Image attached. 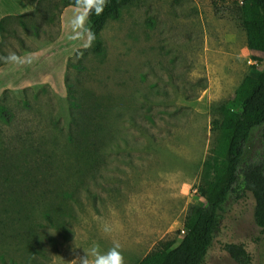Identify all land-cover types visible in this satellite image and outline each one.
Returning a JSON list of instances; mask_svg holds the SVG:
<instances>
[{
	"label": "rangeland",
	"instance_id": "rangeland-1",
	"mask_svg": "<svg viewBox=\"0 0 264 264\" xmlns=\"http://www.w3.org/2000/svg\"><path fill=\"white\" fill-rule=\"evenodd\" d=\"M48 2L0 5V57H23L0 60V264H72L114 240L137 264L177 246L190 206L206 203L213 120L264 53L248 48L236 0H136L101 30L100 53L87 4L53 16ZM249 148L264 152L261 131ZM254 208L249 191L228 200L204 264H238L225 244L241 242L264 264Z\"/></svg>",
	"mask_w": 264,
	"mask_h": 264
},
{
	"label": "trees",
	"instance_id": "trees-1",
	"mask_svg": "<svg viewBox=\"0 0 264 264\" xmlns=\"http://www.w3.org/2000/svg\"><path fill=\"white\" fill-rule=\"evenodd\" d=\"M48 1L39 0L35 11L40 12ZM135 2L108 0L100 15L94 11L90 13L88 8L93 48L97 53L102 51L101 30L110 20L120 19L124 9ZM47 5L52 15L58 16L68 6L84 7L86 3L80 0L78 5L77 0H60L58 3L49 1ZM232 12L246 33L248 48L264 53V0H236ZM52 15L48 20L54 22L55 17ZM10 17L1 18L0 33L4 31V23ZM20 23L28 28L23 18H20ZM73 104L81 108L75 99ZM0 110L3 115L7 114L4 106ZM219 111L221 118L213 120L216 145L213 154L204 163L202 180L198 186L199 192L207 198L206 203L190 206L184 223L185 234L177 246L166 245L152 251L137 264H204L219 230L226 203L233 195L241 196L247 191L255 198L254 218L260 233L264 234V152H252L249 148L257 131H261L264 138V65L259 70L253 68L232 98L220 105ZM76 146L82 153L88 150L83 143H76ZM45 218L50 225H55L51 212L47 211ZM260 240L261 236H258L255 243ZM225 249L238 264L253 263V254L245 242L227 243Z\"/></svg>",
	"mask_w": 264,
	"mask_h": 264
},
{
	"label": "clouds",
	"instance_id": "clouds-1",
	"mask_svg": "<svg viewBox=\"0 0 264 264\" xmlns=\"http://www.w3.org/2000/svg\"><path fill=\"white\" fill-rule=\"evenodd\" d=\"M107 2L108 0H86L89 12L94 11L97 15H100L104 11ZM77 4H80V0H77ZM74 24L83 29L79 16L75 18ZM0 60H3L5 63H23V57L16 52H9L6 56L0 57ZM103 231L109 232L110 228L105 226ZM72 264H126V261L121 244L114 240L112 246L106 251H101L99 244H94L89 249H84V255L73 260Z\"/></svg>",
	"mask_w": 264,
	"mask_h": 264
},
{
	"label": "crops",
	"instance_id": "crops-1",
	"mask_svg": "<svg viewBox=\"0 0 264 264\" xmlns=\"http://www.w3.org/2000/svg\"><path fill=\"white\" fill-rule=\"evenodd\" d=\"M29 1H31L32 3H33V5L34 4H36L37 2H38V0H18V2H20V3H23V4H27V3H29ZM10 2V0H0V5L1 6H3L4 4H7L8 5V3ZM7 10H9V8H4L3 7V9H0V18L4 15V13L7 11Z\"/></svg>",
	"mask_w": 264,
	"mask_h": 264
}]
</instances>
